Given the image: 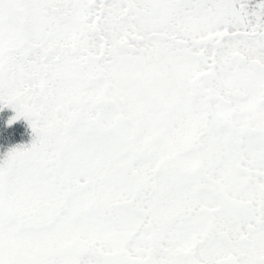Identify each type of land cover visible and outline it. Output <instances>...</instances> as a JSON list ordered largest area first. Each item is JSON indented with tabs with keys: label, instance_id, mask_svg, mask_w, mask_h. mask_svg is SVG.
<instances>
[{
	"label": "snow or ice",
	"instance_id": "1",
	"mask_svg": "<svg viewBox=\"0 0 264 264\" xmlns=\"http://www.w3.org/2000/svg\"><path fill=\"white\" fill-rule=\"evenodd\" d=\"M0 264H264V0H0Z\"/></svg>",
	"mask_w": 264,
	"mask_h": 264
},
{
	"label": "trees",
	"instance_id": "2",
	"mask_svg": "<svg viewBox=\"0 0 264 264\" xmlns=\"http://www.w3.org/2000/svg\"><path fill=\"white\" fill-rule=\"evenodd\" d=\"M13 112L14 110L7 105L0 108V154H3L13 144L29 142L34 135L23 117L16 119L7 127L4 126V118L12 115Z\"/></svg>",
	"mask_w": 264,
	"mask_h": 264
}]
</instances>
